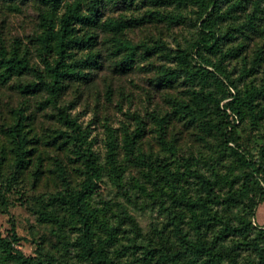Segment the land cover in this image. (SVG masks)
Here are the masks:
<instances>
[{
  "label": "trees",
  "instance_id": "obj_1",
  "mask_svg": "<svg viewBox=\"0 0 264 264\" xmlns=\"http://www.w3.org/2000/svg\"><path fill=\"white\" fill-rule=\"evenodd\" d=\"M8 1L15 5L36 4L42 10V30L35 44L43 71L30 65V57L20 47L14 46L8 51L1 46L0 82L6 84L15 77L31 75L34 80L16 84L17 91L31 96L46 94V104L56 106L69 83H87L91 79L83 70L99 69L98 55L91 52L85 60H69L74 50L91 49L95 38L91 31L104 28L111 33V55L116 60V74L132 72L138 61L161 58L163 64L153 67L156 71L152 81L154 87L161 91L183 89L182 99H169L171 114L151 117L162 150L169 156H176L174 144L166 139L168 121L175 117L196 129L197 139L204 145H209L210 139L220 140L227 147L234 143L230 155L239 169L247 173L236 182L230 179L233 171L224 176L213 172L206 175L190 160H184V170L180 172L171 169L166 160L146 159L139 149L146 129L138 118H135V130L124 133L120 148L117 139L112 135L109 137L105 165L101 167L86 144L80 126L63 114L62 120L73 135H66L62 144H68L76 159L81 160L85 178L80 188L73 190L59 168V180L66 188L61 195L49 199L54 209L46 208L39 214L44 222L58 226L67 219L75 232V240L70 243L75 252L74 259L63 256L59 261L51 259L50 263H45L40 258L26 257L15 247L18 241L15 234L10 238L0 233V264H264V227L253 222L254 211L264 194V132L258 162L240 151L234 137L236 122L248 118L252 125H258L264 118V76L259 87L250 82L243 90L239 88L240 80L252 75L263 58L253 62L250 69L241 68L238 79H233L224 62L238 59L243 54V43L223 49L226 42L235 39L234 33L223 28V23L236 17V11L245 13L249 6L245 4L249 2L251 11L245 15L247 24L244 22V27L234 31L243 34L246 29L248 33H259L257 22L264 17L261 0H115L128 7L145 4L151 8L149 18L161 16L171 26L185 25L186 10L194 8L195 33L185 41V46L174 51L161 42L150 46L135 44L126 38L125 31L142 26L148 22L145 18L109 19L101 23L98 14L101 0H90L87 14L83 11L82 0ZM80 27L84 29L81 36L78 35ZM257 53L261 54L262 50ZM25 120L19 114L7 132L13 156V176L29 166L33 153L29 149L32 139L24 130ZM121 155L131 165L143 167L149 174L161 175L154 182L155 190L172 202L171 209H166L174 238L169 251L137 243L138 226L122 206L109 201L98 209L89 203L97 192V183L104 176L117 188L122 187L125 170L118 162ZM0 199L3 200L1 192ZM117 208L119 212H115ZM59 215L62 221L58 219ZM123 222L130 227L131 234L125 241L120 236Z\"/></svg>",
  "mask_w": 264,
  "mask_h": 264
},
{
  "label": "rangeland",
  "instance_id": "obj_2",
  "mask_svg": "<svg viewBox=\"0 0 264 264\" xmlns=\"http://www.w3.org/2000/svg\"><path fill=\"white\" fill-rule=\"evenodd\" d=\"M82 2L83 11L87 14L90 0ZM250 3H244L249 5L245 13L236 11V17L223 23V28L235 36L232 42H226L223 49L243 43V54L236 60L224 62L233 79H238L241 68L250 69L253 62L258 61L259 57L263 58L260 67L252 75L240 80L241 90L250 85V82L259 87L264 76V17L261 16L262 20L257 22V34L248 33L246 29L243 34L234 31L235 28L244 27L245 15L251 11ZM193 9L186 10L188 18L183 26L168 25L161 16L149 18L151 8L142 3L128 7L123 3H115V0H101L98 14L101 23L109 19L145 18L148 22L142 26L125 31L126 38L132 43H145L150 46L161 42L174 51L179 46H185V41L195 33L196 16ZM260 9L264 10V0L260 2ZM41 13L42 10L36 4L15 5L8 0H0V47L8 51L13 50L14 46L20 47L30 57V65L40 72L43 71V65L36 50L35 39L42 30ZM83 32L84 29L80 27L78 35L81 36ZM91 32L95 36L91 49L74 50L69 61L85 60L91 52L98 55L97 63L100 67L97 70H83L90 74L91 79L87 83H69L56 106L46 104V94L31 96L17 91L16 84L34 80L31 75L15 77L6 84L0 82V192L3 193V200L0 199V233L10 238L15 234L18 239L15 247L24 256L40 258L45 263H50L51 259L59 261L63 256L73 259L75 256L70 246L75 240V232L67 224V219L58 226L44 222L39 214L46 208L54 209L49 199L61 195L66 188L59 180V168L64 171L67 185L73 190L79 189L85 178L81 160L76 159L68 144H62L67 136L73 135L62 120L63 114L80 126L86 144L91 147L101 167L105 165L109 137L114 136L120 148L124 133L135 130V118H138L143 121L146 129L139 147L146 159L151 157L153 160H166L171 169L180 172L184 170V160H190V163L197 165L195 167L206 175L213 172L224 176L233 171L230 179L236 182H240L247 173L246 170L239 169L230 155V148L235 147L234 143L227 147L220 140L210 139L209 145H204L197 139L196 129L186 126L175 117L168 121L166 139L174 144L176 156H169L162 150L151 117L171 114L169 99H182L183 89L161 91L154 87L152 81L156 71L153 67L163 64L161 58L154 57L147 62L138 61L132 72L116 74V60L111 55V33L101 27ZM258 50H262V53H257ZM167 67L174 68L171 65ZM209 70L212 71V68ZM19 114L26 119L24 130L32 139L29 149L33 153L29 166L13 176V156L7 132ZM258 123L252 125L247 118L243 122H236L234 128V137L240 145V151L256 162L260 161L263 146L264 118ZM118 162L125 170L122 187L117 188L104 176L97 183V192L89 203L98 209L109 201L122 206V210L138 226L140 236L137 243L169 251L174 245V238L171 227L168 226L166 209H171L172 202L155 190L154 182L161 175L149 174L147 169L131 165L122 155ZM119 211L117 208L115 212ZM254 212V224L264 227V194ZM58 219L62 221L60 215ZM130 235V227L123 222L120 236L125 241Z\"/></svg>",
  "mask_w": 264,
  "mask_h": 264
}]
</instances>
